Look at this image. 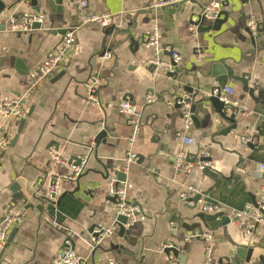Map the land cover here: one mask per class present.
Here are the masks:
<instances>
[{"label": "crops", "instance_id": "0c3cea01", "mask_svg": "<svg viewBox=\"0 0 264 264\" xmlns=\"http://www.w3.org/2000/svg\"><path fill=\"white\" fill-rule=\"evenodd\" d=\"M2 1L6 9L0 14V97H23L33 111L20 132L21 119L5 121L0 113L7 139L0 147V217L22 216L10 232L16 229L0 264H56L67 241L82 264H108L105 255L116 264H229L239 245L253 249L249 261L240 264H264L263 224L252 233L232 222L216 230L204 228L201 237L192 233L203 203L242 209L258 200L264 184V46L253 45L245 30L253 18L264 27V0H219L221 10L230 13L229 20L219 30L205 33L191 30L189 16L178 19L162 10L169 0H90L92 12L113 14L111 23L78 29L69 63L32 89L30 72L50 50L62 45L63 35L57 30L76 25L79 9L74 0H64L57 11L49 7V0H39L40 13L46 16L42 28L15 33L8 29L10 16L34 6L31 0ZM211 1L198 0L199 12ZM109 26L114 30L107 32ZM155 28L163 46L184 58L176 76L150 64L154 50L148 38ZM162 58L172 61L169 51ZM17 59L23 60L28 73L19 71ZM227 68L249 80L252 92L233 77L227 86L234 90L230 98L251 112L239 114L234 125L209 103L205 109L199 104V125L187 128L181 109L169 101L175 95L191 96L185 86L199 91L196 100L207 96ZM93 76L100 80L98 104L89 98L86 87ZM149 94L154 100L145 105ZM127 97L138 107L145 106L133 145L130 117L119 110ZM102 130L108 135L97 146L95 138ZM254 131L249 147L242 139ZM185 138L196 143L188 145ZM53 150L65 161L90 155L84 175L62 180L56 199L46 195L52 174H70L72 169L57 164ZM130 151L139 158L124 170ZM182 151L190 162L205 151L215 168L184 170L178 164ZM101 163L126 173L129 197L139 214L133 226H125V233L117 225L93 249L90 228L118 222L117 181L113 169L105 176ZM189 187L202 194L196 208L182 199ZM169 247H176L178 255Z\"/></svg>", "mask_w": 264, "mask_h": 264}, {"label": "built area", "instance_id": "2783aa9c", "mask_svg": "<svg viewBox=\"0 0 264 264\" xmlns=\"http://www.w3.org/2000/svg\"><path fill=\"white\" fill-rule=\"evenodd\" d=\"M178 0H169L167 4H173ZM78 9L80 19L76 25L70 26L67 28L66 34L63 38V42L61 46H58L52 50H50L45 58V60L38 66L36 69L32 70L29 74V85L30 89L36 87L41 81L50 78L55 75L61 69H63L70 61V56L75 48L76 40H77V30L82 26L87 24H99L103 27L108 26L113 18V14L111 13H99L92 12L90 10V0H74ZM222 9V4L219 0L211 1L205 8L202 10V15L207 20H215L218 18L220 11ZM46 20V16L40 12L31 10L22 12L19 15H12L8 19L7 25L8 29L15 33H24L28 32L32 29V24L34 22H39L44 24ZM253 33L257 32V29L260 27L256 19H251L248 23ZM197 25H191V30L196 31ZM148 45L151 46L154 50V57L150 60V64L155 68H161L168 72H175L177 68H180V65L183 63V56L171 49L170 47L163 46L158 30L155 28L154 31L150 34L148 38ZM164 51H169L172 56V61H166L162 58V54ZM107 58H111L112 54L107 52ZM99 78L97 76H93L86 84L87 91L89 94V98L96 104L99 103L97 98V89L99 87ZM216 94L219 92L218 89L214 91ZM224 93L222 96V100L229 105L230 108L234 109V112L237 114H248L250 113V109L245 104H239L237 101H233L230 98V95H233L234 90L225 86L222 89ZM154 96L148 95L145 100V105L153 102ZM171 105H176L177 103L182 104V116L185 123V126L189 128L192 123V112H191V102L187 101L186 96H178L175 95L170 101ZM145 106L138 107L134 104L130 98L123 99L119 104V110L121 113L126 114L130 117L132 133L129 138V143L131 145L135 144L138 139L140 130H141V121H142V109ZM30 111V107L27 105L25 99L23 97H15L10 95H5L0 97V113L4 117V120H8L10 118L23 119L28 116ZM255 137V131L252 132L250 136L247 138L244 137L242 141L250 142ZM7 139L4 134V124H0V147L5 145ZM185 143L188 145L195 144V140L191 138H185ZM53 158L57 164H61L66 166L67 168H71L72 172L70 174H63L59 172H55L52 174L50 187L47 191V196L50 199H56L61 193L62 180L64 179H72L76 180L78 176L84 172L85 164L80 166H72L69 164V161H65L61 158V156L55 151H52ZM200 156H209L205 151H202ZM139 158L136 152L130 151L125 158V166L124 170H127L129 166L135 162ZM178 164L186 171L192 170H206L208 168L214 169L215 166L210 161H188V154L185 151H182L179 154ZM262 169L264 170V165H262ZM198 191L194 187H189V190L183 192L181 194L184 202H188V199L197 194ZM192 195V196H191ZM114 196L116 198V211L117 215H123L128 218V222L126 226H133L136 219L137 213L139 209L135 206L129 197V186L127 181H121L117 184L114 189ZM191 203V202H189ZM202 210L206 213L214 214L223 212L231 219L232 223L236 224L238 227L245 229L248 233H252L256 224L264 225V184L260 191V196L256 203H249L242 209H230L226 205L219 202H206L202 204ZM22 219V216L19 214L8 213L3 217H0V253L6 248L8 243L9 235L11 230L15 225H17ZM117 224L106 227L99 228L97 232L100 233L99 238H94L93 240V249L98 244L102 243V241L109 235L113 234L116 230ZM207 237H210L209 234H205ZM167 246V245H166ZM208 256L211 252V248L208 247ZM108 262V264H116L114 260L109 258L108 255L104 256ZM56 264H82V257L76 252L73 248L70 241L66 242V246L62 249L55 258Z\"/></svg>", "mask_w": 264, "mask_h": 264}, {"label": "water", "instance_id": "95a60500", "mask_svg": "<svg viewBox=\"0 0 264 264\" xmlns=\"http://www.w3.org/2000/svg\"><path fill=\"white\" fill-rule=\"evenodd\" d=\"M49 7H51L54 10H61V6L64 3V0H49ZM31 4L34 6V11L40 12V7L38 6L39 4V0H31ZM6 9V4L0 0V14ZM162 10H167L168 13L175 15L178 19H183L186 16H189L190 20H189V24L190 25H197V31L199 33H205V32H209L211 30L213 31H217L221 28V26L226 23L229 20L230 17V13L226 10H221L220 14L218 16V18H216L215 20H207L203 15L202 12H199V9H201V4L198 2V0H178L177 2L173 3V4H167L166 6H162L161 8ZM195 17L197 19H195ZM43 24L39 23V22H34L32 24V29H40L42 28ZM115 26H109L107 32H111L112 30H114ZM246 32L248 33V35L250 36V41L252 42L253 45H257L258 42L260 43L261 46H264V27H259L257 29L256 33H253V31L251 30L250 26L247 25V28H245ZM59 33H61L63 35V38L66 34L67 28H63L60 30H57ZM174 63V61H172ZM17 67L19 69V71L22 74H26L28 73L27 71V67L25 66L23 60L21 59H17ZM24 69V70H23ZM181 73V69L177 68V70L175 72H169L170 76H176L177 74ZM229 77H233L236 78L238 80H240L241 82L244 83V88L245 90H249L250 92H252V88L249 87V80L246 79L244 76H236L232 74V71L230 69L227 68V73L225 77L220 78L218 81L217 86L213 87L210 91L209 94H207V96L201 97L198 100H196L197 96L199 95V91H195L194 88H192L191 86H185V91H187L189 94H191V96H187V101L191 102V112H192V120L193 123L196 125H199V119L196 115V110L198 108L199 104H202L204 107L206 103H209L211 105V107L219 114V116L225 120L228 121L232 124H236L237 123V117L239 116V114H237L236 112H234L233 108H230L228 104H226L223 100H222V96H223V92L222 89L223 87L227 86V80L229 79ZM218 89L219 92L216 94L214 91ZM175 106H177L178 108H182V104L177 103ZM205 109V107H204ZM33 111V108L30 109L28 116L31 115ZM208 115V114H207ZM26 122V118L21 119L20 121V126H19V132L22 131L23 126ZM228 131V130H227ZM107 131L106 130H102L95 138V143L97 146H99L101 140H103L105 137H107ZM17 140V138H15ZM14 141V140H13ZM13 143V142H12ZM249 147H253L252 142H249L246 144ZM95 157L97 158V156L95 155ZM90 158L89 154H85L81 157H77V158H72L69 160V164L72 166H80L83 165L88 162ZM212 161L210 156H197V158L194 160L195 161ZM104 170H105V176L109 177L110 176V170L113 169V176L115 178V180L117 181V184L120 183L121 181H126L127 179V175L124 171L118 169H114L112 165H105L103 163H101ZM84 174L83 172L78 176V178L76 180H78L80 177H82ZM116 199V198H115ZM202 199V194L197 193L195 194L193 197L188 199V202H191L194 204V208H196L197 204L199 203V201H201ZM253 203H256V200L253 201ZM135 205V204H134ZM135 206H138L137 204ZM139 214V212L137 213V215ZM195 218L199 219V222H196V224H194L193 228H192V233L194 235H197V233H199L198 237H201L204 234V228H209L211 230H216L220 227H227L229 224H231V219L228 217V215H226L223 212H219V213H214V214H210V213H206L204 211L198 212L195 215ZM118 225L122 231V233H125V226L128 222V218L126 216L123 215H119L118 218ZM260 224L257 223L256 224V228L259 226ZM198 229V232H196ZM15 230H13V232L10 234L9 239H8V243L7 245L11 242L12 237L15 233ZM90 233L92 234V236L94 238H99L100 233L97 232V229L94 227L90 228ZM6 245V247H7ZM170 251H173L175 255H178V250L176 249V247H169L168 248ZM5 250V249H4ZM4 250L0 253V257L3 254ZM253 253V249L251 248H247L245 245H239L236 248L235 254H234V261L232 262L231 260L229 261V264H240V262L242 260H246L249 261L251 254Z\"/></svg>", "mask_w": 264, "mask_h": 264}]
</instances>
